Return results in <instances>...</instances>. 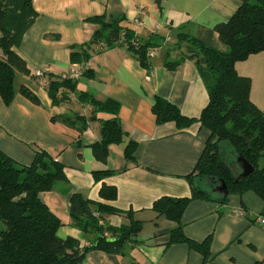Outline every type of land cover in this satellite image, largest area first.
Segmentation results:
<instances>
[{
  "label": "crops",
  "instance_id": "1",
  "mask_svg": "<svg viewBox=\"0 0 264 264\" xmlns=\"http://www.w3.org/2000/svg\"><path fill=\"white\" fill-rule=\"evenodd\" d=\"M240 4V0H163L160 5L155 0H32L37 18L14 50L29 75L16 73L14 99L9 106L0 98V151L19 165H29L38 151H45L62 164L67 183L38 195L60 221V239H74L80 247L96 240V235L71 225L69 199L73 194L124 213L130 211L142 224L137 243H127L123 255L94 250L81 264H264V227L254 220L264 214V202L252 192L231 195L224 205L196 200L187 206L181 217L183 234L197 243L210 237L206 261L186 244L169 245L174 224L152 211L153 203L161 197H190L186 177L209 137L197 122L183 131L173 123L155 124L151 111L155 97L169 101L192 119L199 118L208 102L194 61L186 60L169 71L164 67L166 53L179 33L225 51L214 27L228 21ZM102 14L124 16L125 25L141 41L152 37L169 41L161 44L157 55L148 58L149 69L141 67L125 47L93 55L84 66L77 65L91 76L79 77L75 92H66L69 101L53 106L47 86L41 83L46 82V76L62 77L68 72L73 66L71 46L88 42L97 28L85 19ZM177 56V52H171L172 59ZM37 70L45 75L41 82L33 77ZM235 71L250 79L249 98L264 110V52L236 63ZM21 87L34 94L39 103L22 96ZM80 92L89 93L97 102L113 100L118 104L125 142L136 143L134 162L123 158L125 143L111 146L105 163L96 160L90 145L100 139L99 123L87 122L86 130L80 133L75 123L70 126L60 120L90 116L91 106L77 99ZM96 117L105 120L110 115L97 113ZM105 170L116 173L96 183L92 173ZM102 183L116 189L114 201L99 197ZM238 208L250 216L234 215L233 210ZM99 224L119 228L129 225V219L126 215H101Z\"/></svg>",
  "mask_w": 264,
  "mask_h": 264
},
{
  "label": "trees",
  "instance_id": "2",
  "mask_svg": "<svg viewBox=\"0 0 264 264\" xmlns=\"http://www.w3.org/2000/svg\"><path fill=\"white\" fill-rule=\"evenodd\" d=\"M162 1L155 0L157 5ZM240 2L228 21L214 27L225 51L179 33L176 43L166 53L164 67L169 71H175L186 60L194 61L208 96L199 118L183 116L177 106L161 97H155L151 108L158 126L173 123L178 131H183L197 122L209 132L203 152L192 173L186 177L190 197H161L152 205L153 212L174 224L169 232V245L186 244L205 261L210 255V237L197 243L183 234L181 217L187 206L196 200L224 205L229 196L247 192L264 202V110L249 98L250 79L235 71L236 63L264 52V0ZM36 18L32 0H0V98L5 106L14 99L16 73L29 75L25 62L14 50ZM85 21L97 28L88 42L71 46L72 65L84 66L93 55L125 47L141 67L149 69L150 51L164 42L158 37L139 40L125 25L122 15H95ZM171 52H177V58L172 59ZM81 76L89 78L91 73L85 70ZM46 77V92L52 105L68 102L66 92L74 93L78 80ZM20 94L34 104L39 103L25 87L20 88ZM77 99L91 106L90 116L73 115L60 120L70 126L75 123L80 133L86 130L87 122L99 123L100 139L90 145L94 158L105 163L110 147L125 143L123 158L134 162L136 143L125 142L118 104L113 100L97 102L87 92L78 93ZM97 113L109 114L110 118L101 120L96 117ZM238 158H243L253 168L245 178H240ZM115 173L105 170L94 172L92 176L98 183ZM66 183L64 167L45 151L36 152L29 165H19L0 151V264H81L90 251L123 255L127 243H137L142 224L133 219L132 212H121L112 206L86 200L79 194L69 199L71 225L83 233L96 235V240L90 246L80 247L74 239H60L57 231L61 223L38 195ZM222 185H225L226 195L217 191ZM99 197L112 202L117 198V191L102 183ZM112 214L126 215L129 225L111 228L99 224L101 215Z\"/></svg>",
  "mask_w": 264,
  "mask_h": 264
},
{
  "label": "built area",
  "instance_id": "3",
  "mask_svg": "<svg viewBox=\"0 0 264 264\" xmlns=\"http://www.w3.org/2000/svg\"><path fill=\"white\" fill-rule=\"evenodd\" d=\"M169 39L166 38V40H164V42L168 43ZM157 49H153L150 51V55L151 56H155L157 55ZM82 72L83 70L81 68H79L77 65H73L69 70L68 72H66L62 77L63 79H71V80H78L79 77H81L82 75ZM34 77L39 79L40 82L41 80L44 78V75L43 73L40 71V70H37L33 73ZM42 86H47V83L43 82L41 83ZM233 214L238 216V217H249L250 216V213L248 211H246L245 209L243 208H238V209H235L233 210ZM254 220L255 222L260 225V226H263L264 227V214L262 215H258L256 217H254ZM107 234L105 233V236Z\"/></svg>",
  "mask_w": 264,
  "mask_h": 264
},
{
  "label": "water",
  "instance_id": "4",
  "mask_svg": "<svg viewBox=\"0 0 264 264\" xmlns=\"http://www.w3.org/2000/svg\"><path fill=\"white\" fill-rule=\"evenodd\" d=\"M238 162L241 164L240 178H245L252 172L253 168L243 158H238ZM217 191L223 195H226L225 185L218 187Z\"/></svg>",
  "mask_w": 264,
  "mask_h": 264
},
{
  "label": "bare ground",
  "instance_id": "5",
  "mask_svg": "<svg viewBox=\"0 0 264 264\" xmlns=\"http://www.w3.org/2000/svg\"><path fill=\"white\" fill-rule=\"evenodd\" d=\"M42 72V71H41Z\"/></svg>",
  "mask_w": 264,
  "mask_h": 264
}]
</instances>
